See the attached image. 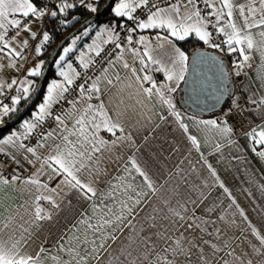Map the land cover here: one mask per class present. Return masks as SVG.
Wrapping results in <instances>:
<instances>
[{"label": "snow or ice", "instance_id": "6c2138e0", "mask_svg": "<svg viewBox=\"0 0 264 264\" xmlns=\"http://www.w3.org/2000/svg\"><path fill=\"white\" fill-rule=\"evenodd\" d=\"M80 8L93 15L107 10L115 19L102 26L93 22L80 30L88 37L96 29L95 39L76 56L83 71L77 70L70 58L71 53L78 51L81 35L71 38L54 61L61 79H53L47 85L43 101L31 118L20 124L23 131L13 130L0 138V155L8 156L18 167L20 153H24L23 159L28 164L40 162L28 178H21L18 171L10 177L0 171V192L11 186L22 200L19 207L31 217L26 221L20 216L23 223L13 226L16 217L9 213L0 223V264H93L94 261L99 264L102 252L109 257L107 264H253L251 258L246 259L247 253L237 252L241 246H233L235 238L228 236L227 229L234 221L228 220L224 213L215 215L219 205L206 204L207 194L199 185L189 184L187 177H181L187 195L177 184L169 196L161 199L160 206L143 217H140L143 207L158 189L135 155L129 158L130 165L123 167V174L113 177L102 189L98 190L96 184L106 174L101 167L105 153L111 154L124 141H131L127 126L139 123L144 117L143 109L149 104L154 106L158 100L167 105L180 128L185 133L189 131V125L181 122V114L168 95L184 80L189 57L171 38L184 41L194 35L205 45L223 51L221 44L213 42L212 30L225 36L223 43L228 52L238 51L242 57L234 64L237 76L245 66L251 67L252 53H259L258 76L264 86V0H59L58 3L0 0V59L8 57L10 68L17 67L16 58L26 59L23 52L29 48V40L18 42L23 32L36 41L34 50L36 56H41L51 35L48 30L33 31L32 25H43L45 20L59 27L74 25L79 23V17L73 10ZM148 29H161L167 35L157 34L155 44L145 35L134 39L137 30ZM108 45L112 47L107 48ZM200 59V56L193 59V67ZM3 67L0 65V70ZM42 67L40 61L27 71L24 79H13L7 84L8 89L13 85L19 87L11 97V106L0 101V125L10 113L19 111L21 100H29L35 85L28 78L40 76ZM152 73H163L165 82L158 83ZM4 89L5 82L0 81V96L5 94ZM253 95L258 98L249 97L247 103L255 105L251 111L257 114L259 122L245 135L253 143L252 151L264 159V89ZM244 111V106L234 99L231 107L215 119H188L205 134V143H212L219 151L221 141L234 143L231 139L234 129L228 117ZM48 121L50 130H45ZM102 132L110 134L111 139L101 135ZM34 133L35 146L25 144ZM209 134L211 141L207 139ZM188 140L200 149L197 135H189ZM41 149L46 154H41ZM208 169L218 181L212 165ZM42 175L55 181V186L43 183ZM82 175L86 178L82 179ZM137 176L142 180L138 181ZM204 187H208L207 182ZM220 187L224 185L221 183ZM70 192L83 202L79 209L73 207L71 200L61 199L57 203V198ZM42 201L57 214L67 208L73 216L51 247H45L44 241L38 249L29 250L33 233L24 225L39 228V222L53 218ZM240 215L244 213L241 211ZM133 221H137L138 228ZM17 229L21 230L19 238L15 235ZM125 230L128 235L113 253L112 244ZM252 231L261 245L252 246L253 254L264 256V237L255 228Z\"/></svg>", "mask_w": 264, "mask_h": 264}, {"label": "crops", "instance_id": "0c3cea01", "mask_svg": "<svg viewBox=\"0 0 264 264\" xmlns=\"http://www.w3.org/2000/svg\"><path fill=\"white\" fill-rule=\"evenodd\" d=\"M69 2H71V0H69ZM236 15L238 16V13H236ZM29 19H31V17H29ZM102 25L103 24L99 26ZM41 28L42 25H32L33 31L39 32ZM95 31L96 29L93 28L92 36L79 46L78 44L84 37L82 35L81 39L77 42L78 51L71 53L70 56L79 55L80 50L86 51L85 45L91 44L92 40L95 39ZM256 31L258 30L253 29V32ZM136 34L137 39L139 35L149 37L153 44H155V37L157 34L167 35V33L161 29H148L143 32L137 30ZM191 37L195 36L193 35ZM24 39L29 40V48L23 52V56L26 57V59L16 58V68L8 67V57L5 56L0 59V65L4 66L3 69L0 70V81L5 82V94L0 96V101H3L5 96L12 97L16 95V89L19 85H13L11 89L7 88V84L10 83L11 80L16 79L19 81L24 79L29 69L33 68L40 61H43L41 56H36L34 41L26 32L21 33L18 42ZM171 39H173V42L177 46V41L179 40H175V38ZM229 54L232 59H236V63L242 60L238 51ZM249 63L251 67L245 66L241 70L238 76V83L246 92L248 99L249 97L256 99L258 96H254L253 93H258L264 89L258 76V71H261L259 53H252V59ZM55 72V77L52 78L47 85L53 79H61L57 75L56 67ZM160 74L162 79L157 82L164 83L163 73ZM28 79L34 82L35 77H29ZM182 82L183 80L179 82V86L176 90L168 95L175 105V110L181 114V122L189 125V131L185 133V131L180 128L176 117L172 115L167 105L161 104L158 100L154 106L149 104L147 109H143V119H140L139 123L133 122L127 126V130L131 134V141H124L121 146L116 148L111 154L105 153V158L101 167L105 169L106 174L99 177L96 187L98 190L102 189L113 177L123 174V167L126 164L130 165L129 158L135 155L137 163L148 171L149 176L158 189L154 197L149 196L146 206L143 207V212L140 214V217H143L152 212L154 207L160 206L161 199L169 196L170 190L177 184H181V192L187 195L181 181V177H187L189 184L199 185L203 192L207 194L208 199L205 201L206 204L214 202L219 205L215 215L224 213L228 220L234 221L227 231L230 238H235L232 240L233 246L237 244L241 246L237 248V252L239 253L243 250L244 253H247L246 259L251 258L253 264H260L261 261H264V256L253 254L252 246L255 245L257 248H260L261 245L259 239L253 234L252 230L255 228L260 236L264 237V159H261L252 151L253 143L245 135V133L250 131L259 122L257 114L251 111V109L255 108V105L248 103L245 112V124L237 134H233L231 137L234 143L228 144L221 141L222 147L219 151H216L212 147V143H205V134L199 131L188 117L209 120L217 118L219 114L200 117L185 111L179 105L178 99ZM47 85L44 95L46 94ZM145 86L147 87L149 85L146 84ZM42 101L43 98L39 101L32 113L36 111L38 105ZM92 102L96 103L95 100ZM31 115L27 119H30ZM161 117H163V119H161ZM20 124L3 136L10 134L13 130L23 131L20 129ZM192 134L197 135L198 140L201 142L199 150L188 140V136ZM101 135L111 139L110 134L102 132ZM118 135H120V133H118ZM207 139L209 141L212 140L211 134L208 135ZM39 151L41 154H46L42 149ZM257 151H259V148ZM23 156L24 153L18 155V159L21 161L20 166L23 169V174L20 176L21 178H28L39 168L40 162H35V165L28 164L27 161L23 159ZM109 156H111L110 159ZM1 158L3 162L0 160V164L3 165V168H0V171H3V173H10V175L16 174L10 171L5 172L6 165L11 162V159L4 155H0V159ZM209 164L212 165V168L216 171V175L219 178L218 181L215 177L211 176L208 169ZM81 178L85 179L86 177L82 175ZM40 179L43 183H48L49 187L55 186V181H48L43 175ZM137 180L140 181L142 178L137 176ZM205 182H207L208 187H204ZM221 183L224 185L223 188L220 187ZM224 188H227L228 192H225ZM229 193L231 194L230 196ZM61 199L71 200L75 209H79L81 203H83L76 199L75 193L71 192L57 198V203H60ZM232 200H235L236 203L233 204ZM21 203L22 200L13 191L11 186L6 187L3 192H0V223L4 222V218L8 217L9 213H12L16 217L13 221V226L23 223L20 221V216H23L24 220L30 221V215L25 213L24 208L19 207ZM41 203L46 210L52 211L53 218L50 221L39 222V228L32 227L30 224L24 225L25 227H29L30 231L33 233V237L29 241L31 245L29 250L38 249V246L44 241H46L44 244L45 247H51L73 216V213L69 212L67 208H64L57 214L55 210L51 208V205L43 201ZM173 203H175V200H173ZM241 211L244 213L243 216L240 215ZM17 213H19V215H17ZM140 217H137V220H139ZM133 224L136 228L139 227L137 221H133ZM7 231H10V229L6 230V232ZM20 233L21 230L17 229L15 233L17 238H19ZM127 235V230H125L122 235L118 234L119 238L112 244L111 251H113V253L121 246ZM25 236H27V233H25ZM108 259L107 253L102 252L99 264H107ZM93 264H96V262L94 261Z\"/></svg>", "mask_w": 264, "mask_h": 264}, {"label": "water", "instance_id": "95a60500", "mask_svg": "<svg viewBox=\"0 0 264 264\" xmlns=\"http://www.w3.org/2000/svg\"><path fill=\"white\" fill-rule=\"evenodd\" d=\"M107 12V10H102L101 13L90 16L58 42L42 70L32 97L16 114L4 121L3 125H0V133L8 131L20 122L37 103L48 72L67 42L73 36L79 34L83 26L95 23ZM197 56H200L201 59L193 67V59ZM212 57L216 58L215 61L211 59ZM188 65V71L179 89V105L185 111L200 117L219 114L232 96L234 88L232 74L226 60L216 51L198 49L189 56ZM225 88L229 89V91L225 92Z\"/></svg>", "mask_w": 264, "mask_h": 264}, {"label": "built area", "instance_id": "2783aa9c", "mask_svg": "<svg viewBox=\"0 0 264 264\" xmlns=\"http://www.w3.org/2000/svg\"><path fill=\"white\" fill-rule=\"evenodd\" d=\"M52 2L53 3H58L59 0H52ZM161 6H164V5L161 4ZM201 7H203V5H201ZM80 9H82V8H80ZM140 14L141 13L138 11L137 12V15H140ZM47 23H48V20H45V22L42 25V28H41L40 31H43V30L46 29V24ZM126 23H130V22H126ZM210 30H212V29H210ZM212 31H213V42L214 43L221 44V47H222L223 51H221L220 49H216V48H211V47L210 48L212 50L217 51L219 54H221L224 57V59L227 62V65H228V67L230 69V72L232 74L233 84H234L233 94L230 97V99L227 101V103L225 104V106L223 107L222 112L227 111V109L229 107H231L232 102H233L234 99H238L239 103L241 105H243L244 108H245V111L243 113L236 112V114L231 115V116L228 117L229 125L232 126L233 129H234V133L233 134H237L242 129V127L244 126V114H245L246 109L248 107V103H247L248 96H247L246 92L242 89V87L240 86V84L238 83V76L235 74L236 73V69L234 67V64L236 63V59H232V61L229 60L231 58V55L228 53L227 45L223 43V41L226 39V37L223 36V35L217 34L214 30H212ZM121 35L124 36L125 33L124 32H121ZM134 39H137V34H135ZM50 43H51V40L47 44L44 45V48L42 49V52H45L49 48ZM34 44H36V41H34ZM106 47L107 48H111L112 45H108ZM76 56H78V55H72V56H70L71 61L73 63V66L76 67L77 70L83 71L82 69H79V65H78V61L76 60ZM152 75H153V77H154V79L156 81H161L162 77H161L160 73H152ZM79 82H81V81H78V83ZM3 103L8 104L10 106V104H11V97L10 96H5L3 98ZM222 112L218 115V117L222 115ZM50 123H51V121L46 122V124L44 125L45 130H50L49 127H48V125ZM37 132H39V129H37ZM36 140H37L36 134L34 133L33 134V137H30L28 140H25L24 143L25 144H28V145H31V146H34L36 144ZM0 160H1V162H3L2 161L3 160L2 158ZM6 171L7 172L8 171L14 172L16 174H17V171H18L19 175H22L23 174L22 167L21 166L18 167V165L16 163H14L12 160H11L10 163H8L6 165L5 172ZM4 175L9 176V177L11 176L10 173H4Z\"/></svg>", "mask_w": 264, "mask_h": 264}, {"label": "trees", "instance_id": "16d2710c", "mask_svg": "<svg viewBox=\"0 0 264 264\" xmlns=\"http://www.w3.org/2000/svg\"><path fill=\"white\" fill-rule=\"evenodd\" d=\"M74 11V14L76 16L79 17V23H74L73 24H69L67 27H59L57 26L54 22H49L46 24V29L45 30H48L50 35H51V43L49 45V48L42 53L41 55V59L43 60V67L41 69V72L50 56V54L52 53L53 49L55 48V46L58 44L59 41H61L66 35H68L73 29H75L80 23H82L83 21H85L86 19H88L90 16H92L93 14L91 13H88L86 10L84 9H76V10H73ZM115 18L110 14V12H107L103 17L99 18L95 24L97 26L101 25V24H105L107 23L108 21L110 20H114ZM93 32H91L89 34L88 37H83L82 40L80 41V43L78 44L79 46L82 45L83 42H85V40H87L88 38H90L92 36ZM77 35H81L82 37V31L77 34ZM71 42V39L67 42V44L64 46H68V44H70ZM177 46L185 52V54L189 57L194 51L198 50V49H210L212 50L208 45H205L202 41H199L197 38L195 37H189L188 39L184 40V41H177ZM215 51V50H213ZM217 52V51H216ZM62 53V50L60 52V54ZM218 53V52H217ZM59 54V55H60ZM59 58V56H58ZM57 58V59H58ZM56 59V60H57ZM230 61H232V58L229 59ZM56 75V72H55V64H53V66L51 67V69L49 70L48 72V75L46 77V80H45V84H44V87H43V90L41 92V95L37 101V103L32 107V109L30 111L27 112V114L22 118L24 119L26 116H29L32 111L35 109V107L37 106V104L39 103L40 100H42L43 98V95L45 93V88H46V85L47 83L52 79L54 78ZM39 77H35L34 79V85H35V89L37 87V84H38V80H39ZM34 93V92H33ZM33 93L30 95V98L32 97ZM29 98V100H30ZM28 100V101H29ZM28 101H24V100H21V103L17 106L18 109L20 110L24 105H26V103ZM223 110V109H222ZM222 110L219 112V114L222 112ZM17 113V112H16ZM16 113H10L8 117H5L4 118V121L10 119L14 114ZM215 115H218V114H215ZM214 116V115H212ZM18 124V123H17ZM17 124H15L12 128H14L15 126H17ZM11 128V129H12ZM11 129H9L8 131H10ZM8 131L6 132H3V133H0V137H2L5 133H7Z\"/></svg>", "mask_w": 264, "mask_h": 264}, {"label": "rangeland", "instance_id": "374dc122", "mask_svg": "<svg viewBox=\"0 0 264 264\" xmlns=\"http://www.w3.org/2000/svg\"><path fill=\"white\" fill-rule=\"evenodd\" d=\"M160 75H161V74H160ZM30 115H31V114H30ZM30 115H29V116H30ZM29 116H26L24 119H22L20 122H18V124H20L23 120L29 118ZM18 124H17V125H18ZM244 124H245V114H244ZM15 127H16V126H15ZM12 129H13V128H12ZM8 132H9V131H8Z\"/></svg>", "mask_w": 264, "mask_h": 264}]
</instances>
